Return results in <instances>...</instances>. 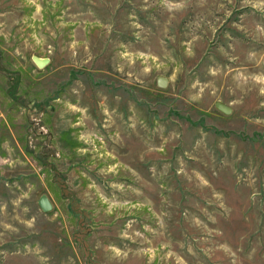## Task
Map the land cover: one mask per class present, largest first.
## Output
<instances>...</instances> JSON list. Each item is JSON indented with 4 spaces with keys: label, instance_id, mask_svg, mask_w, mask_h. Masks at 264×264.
Listing matches in <instances>:
<instances>
[{
    "label": "rangeland",
    "instance_id": "374dc122",
    "mask_svg": "<svg viewBox=\"0 0 264 264\" xmlns=\"http://www.w3.org/2000/svg\"><path fill=\"white\" fill-rule=\"evenodd\" d=\"M0 264H264V0H0Z\"/></svg>",
    "mask_w": 264,
    "mask_h": 264
},
{
    "label": "water",
    "instance_id": "95a60500",
    "mask_svg": "<svg viewBox=\"0 0 264 264\" xmlns=\"http://www.w3.org/2000/svg\"><path fill=\"white\" fill-rule=\"evenodd\" d=\"M33 60L39 68L45 67L50 62L49 59H43V58H39V57H34ZM157 85L160 88H166L168 86V80L166 78L159 77L157 80ZM216 107L218 110H220L222 113H224L226 115H230L232 113L231 108H229L226 105H223L221 103H217ZM38 204H39L40 208L42 209V211L45 213H49L53 210V204L47 195H42L41 198L39 199Z\"/></svg>",
    "mask_w": 264,
    "mask_h": 264
}]
</instances>
